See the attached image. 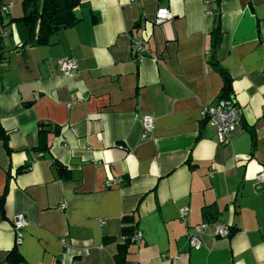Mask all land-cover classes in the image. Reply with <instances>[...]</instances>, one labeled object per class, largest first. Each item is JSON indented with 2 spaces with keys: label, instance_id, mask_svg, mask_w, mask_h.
Listing matches in <instances>:
<instances>
[{
  "label": "crops",
  "instance_id": "obj_1",
  "mask_svg": "<svg viewBox=\"0 0 264 264\" xmlns=\"http://www.w3.org/2000/svg\"><path fill=\"white\" fill-rule=\"evenodd\" d=\"M3 4L8 20L22 17V0ZM160 8L172 19L155 25ZM76 13L81 23L47 45L19 48L17 22L3 35L0 264L15 249L17 264H119L121 253L129 264H264V0H81ZM221 100L242 114L229 145L200 116ZM143 116L155 121L146 138ZM203 223L231 235L191 249Z\"/></svg>",
  "mask_w": 264,
  "mask_h": 264
},
{
  "label": "built area",
  "instance_id": "obj_2",
  "mask_svg": "<svg viewBox=\"0 0 264 264\" xmlns=\"http://www.w3.org/2000/svg\"><path fill=\"white\" fill-rule=\"evenodd\" d=\"M137 2L140 0H132ZM172 19L171 13L165 9L160 8L157 10L154 23L160 25ZM146 38H138L133 42V50L137 55H144L146 51ZM58 67L61 73L68 77H74L78 72L77 65L72 60H62L58 62ZM201 120L211 128L216 130L217 139L221 145H229L231 143L232 133L242 120L241 109L237 107L234 101L221 100L215 105L204 106L200 111ZM143 124V138L151 133L155 127L154 118L151 116L142 117ZM257 186H264V170L257 175ZM121 184L118 178L110 179L105 182L106 187H113L114 185ZM188 208L183 207L180 210L181 218L188 215ZM27 222L24 216H17L13 220V230L16 235V245L20 246L23 243L24 230ZM232 228L226 223L208 224L203 223L196 226L188 237V243L191 249L199 250L203 246L202 235L211 233L214 238L228 239L231 235ZM141 234H137L135 240L141 239ZM178 258V257H177Z\"/></svg>",
  "mask_w": 264,
  "mask_h": 264
},
{
  "label": "trees",
  "instance_id": "obj_3",
  "mask_svg": "<svg viewBox=\"0 0 264 264\" xmlns=\"http://www.w3.org/2000/svg\"><path fill=\"white\" fill-rule=\"evenodd\" d=\"M81 0H22L23 15L20 19L7 18V6L0 0V84L2 83V71L7 63L6 52H4L2 41L5 31L14 23H20L25 32L26 40L19 48L25 46H42L47 45L49 39L60 31L71 29L81 23L82 19L77 15L76 9L80 6ZM210 63L215 67L219 74L224 79V88L222 90V98H229L231 93V85L228 74L215 62L211 57ZM233 101V100H230ZM205 123V122H204ZM0 136L7 142L5 134L0 129ZM203 215L210 212V207L204 209ZM129 219H126V221ZM126 235H134L130 228H125ZM138 234V233H137ZM136 234V236H137ZM191 234V233H190ZM189 234V235H190ZM135 236V237H136ZM134 237V239H135ZM189 237V236H188ZM131 242L129 237L128 242ZM127 250L126 246L121 247V250ZM17 250L13 251L11 260L14 264L19 261ZM119 264H129L122 255L117 256Z\"/></svg>",
  "mask_w": 264,
  "mask_h": 264
}]
</instances>
